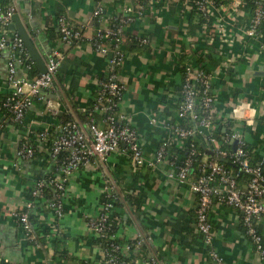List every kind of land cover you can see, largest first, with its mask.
<instances>
[{"label":"crops","instance_id":"crops-1","mask_svg":"<svg viewBox=\"0 0 264 264\" xmlns=\"http://www.w3.org/2000/svg\"><path fill=\"white\" fill-rule=\"evenodd\" d=\"M99 1L103 7L101 17L93 15L98 0H12L19 22L44 65L55 48L62 49L64 57L51 86L34 99L21 125L2 106L8 89L5 77L11 51L5 49L0 58V263L102 264V249L87 220L98 214L105 179L110 176L116 240L126 244L140 236L146 238L127 254L133 264H147L150 260L155 264H217L208 257L195 228L196 195L167 178L170 161L180 160L177 148H170L172 160L168 158L155 168L142 167L137 171L123 145L110 153L103 164L93 159L70 175L60 217L53 216L47 205L51 188L37 197L30 194L33 183L53 169L50 141L59 134L63 122L77 119L86 126L92 119L98 126H105L102 113L86 111L106 73V58L94 51L91 38L96 28L105 26L133 0ZM237 1L222 2L223 7L218 8L224 31L213 32V38L209 25H191V9H181L173 0L149 2L144 14L124 27L121 47L125 56L117 78L125 88L118 110L129 117L141 135L145 157L153 155L165 125L172 124L176 116L184 71L180 60L196 68L200 63L208 70L216 95L214 118L217 122L234 123L235 128L244 131L246 143L253 151L264 155V20L260 35L248 38L245 28L252 12ZM7 5L0 0V9ZM60 15L81 29V40L68 46L61 44L57 27ZM5 32L8 36L18 34L8 26ZM143 37L147 42L141 44L138 38ZM24 55L39 73L26 47ZM17 73L27 75L20 66ZM46 99L52 101L54 111L46 108ZM42 130L48 131L47 140L38 139L37 133ZM26 139L35 147L31 159L16 155ZM226 142L228 146L222 144L232 149V142ZM202 147L207 152L204 144ZM208 155L207 152L202 159ZM30 200L34 204L29 211L33 233L27 239L14 213L24 210ZM240 219L237 209L214 201L210 211L212 248L223 264H264V257L258 255L244 234ZM258 229L264 247V217Z\"/></svg>","mask_w":264,"mask_h":264},{"label":"built area","instance_id":"built-area-1","mask_svg":"<svg viewBox=\"0 0 264 264\" xmlns=\"http://www.w3.org/2000/svg\"><path fill=\"white\" fill-rule=\"evenodd\" d=\"M154 0H150L151 2ZM181 9H192V6L200 15L211 21L210 32L224 31V22L217 13L218 8L223 7L222 2L215 0H173ZM237 2L241 3L240 0ZM236 2V5L239 4ZM243 5V4H242ZM144 9H133L124 6L118 16L108 19L105 26L98 27L91 38V45L99 55L106 58L105 77L98 82V90L94 102L86 109L88 112L97 111L103 114L104 127L98 126L92 119L85 126L77 119L67 120L60 126V132L51 138L49 153L54 161L50 173L38 178L30 189L32 197L44 193L47 188L52 189L48 208L53 216L60 217L63 213V197L66 184L70 175L83 165L96 160L103 164L107 156L124 146L127 155L135 171L142 167L155 168L170 158V148H179L182 141L190 135H200L203 138L208 154L206 160L202 159L198 166V172L193 173V163L198 155L195 144L190 143L188 155L183 160L170 161L171 169L167 178L179 185L186 186L196 195L195 228L207 249L210 259L217 264H223L221 258L212 248L213 229L210 220V211L215 200L224 203L241 214L240 224L244 234L250 239L255 251L260 257H264L262 236L258 232V223L264 217V174L260 164L251 165L244 146L246 140L244 131L234 128L222 142L235 141V149H230L222 144L217 136V121L213 115L215 94L211 91L210 74L197 69L191 63L184 65L183 79L180 87L181 99L176 108L178 118H188L193 126H184L178 123L167 124L164 127V135L153 155L145 157L142 149L141 135L133 127L124 113L118 110V104L122 98L125 85L117 78L118 68L124 61L122 42L124 39V27L144 14ZM17 9L12 0H9L5 9H0V58L5 49H9L7 59L5 83L7 92L3 100V108L10 118L22 124L24 116L34 99H39L42 89L50 87L54 76L63 60L62 49H53L45 62V72L29 79L27 75H18V66L21 67L23 58L20 54L25 45L19 34L8 36L6 27L11 23ZM95 17L103 16V7L98 3L93 11ZM264 20V0H254V8L250 20L245 28V35L250 39H256L260 35V29ZM204 26H206L204 24ZM59 40L62 45L68 46L82 39L81 29L71 25L63 15L57 18ZM212 38H208L211 40ZM141 44L146 43V38H138ZM32 62V61H31ZM199 99V102L197 101ZM46 108L54 111L52 101L45 100ZM38 139L47 140V130L37 133ZM222 144V145H221ZM211 152V153H210ZM16 155L21 158L31 159L35 155V147L26 139L18 148ZM212 156V157H211ZM231 158L230 162L239 170L249 175L248 181L240 187L232 169L226 168L220 161ZM176 159V158H174ZM111 177L105 179L103 200L95 217L87 220L89 229L94 235L104 240L105 245H100L103 252L102 264H126L123 256L133 247H140L146 240L137 237L133 242L122 244L116 240L113 225L112 209L114 207L112 193L110 191ZM245 187V188H244ZM34 206L33 201H26L24 210L14 213L25 238H31L33 225L29 220V211ZM1 264V263H0ZM147 264H155L150 260Z\"/></svg>","mask_w":264,"mask_h":264},{"label":"trees","instance_id":"trees-1","mask_svg":"<svg viewBox=\"0 0 264 264\" xmlns=\"http://www.w3.org/2000/svg\"><path fill=\"white\" fill-rule=\"evenodd\" d=\"M150 0H133L132 3H130V6L135 9L138 10L140 8L145 9V7L147 6V4L149 3ZM154 1H162V0H154ZM167 2L171 1V0H166ZM217 2H229L232 0H215ZM243 4V6H245L246 8H248L251 12L252 9L254 8V0H240ZM4 2L9 3V0H4ZM188 21L189 23H191V25H193L194 27L199 25V24H206V25H210L211 21L204 19L200 13L196 10V8L194 6H192V9L189 11L188 13ZM114 16H118V13L114 14ZM7 28V27H6ZM261 31V30H260ZM25 48L24 51L21 52L20 56L21 58H23L22 61V65L21 68L23 69L24 72H26L27 77L29 79H33L38 75V70L35 67L34 63L26 60L25 59ZM199 62H201V59L199 58ZM179 65H181V70L184 68V63L182 62V60H180ZM197 68L201 69L202 71H204L206 73V71L208 72V70L205 71V69H203V66H201L200 63L197 64ZM209 74V73H208ZM211 82V81H210ZM211 91L213 92V84L211 82ZM180 99H181V95H180ZM4 100V99H3ZM199 102V99L197 100ZM4 109V108H3ZM176 115V112H175ZM170 123H178L180 125H184V126H193V122L190 121L188 118H178L177 115L174 117V119L172 120V122ZM234 123L232 122H227V123H221V122H217V136L216 138L218 140H222L223 141V137L228 134L229 132H231L232 129H234ZM225 128V132L222 131V129ZM193 142L195 144L196 147V151L198 152V155L195 156V161L193 163V169L195 173L198 172V166L201 162V155L203 153H205V148L202 147L203 144V138L200 135H190L189 137H187L186 139H184L182 141V145L181 147L176 149V153H178L180 160H183L187 155H188V150H189V146L190 143ZM226 145L228 146V143L225 142ZM244 150L246 151L247 154V158L250 162L251 165H257L260 164L261 168H262V172L264 174V155L261 153H258L256 151H253V148L250 146V144H247L244 146ZM212 157V156H211ZM231 158L227 157L224 160H221L220 162L226 167V168H230L233 170V174H237L238 176L236 177V180L239 184L240 187H242L249 178V175L242 172L241 170H239L236 166L232 165L230 162ZM32 216L31 213H29V220L30 223L32 224L33 220H32ZM114 227V225H113ZM258 229V228H257ZM258 232L260 233L259 229ZM97 243H101L100 245H105V241L102 239H95ZM262 243H263V239H262ZM124 261L126 264H133L131 258L129 256H123ZM1 264H5V263H1Z\"/></svg>","mask_w":264,"mask_h":264},{"label":"water","instance_id":"water-1","mask_svg":"<svg viewBox=\"0 0 264 264\" xmlns=\"http://www.w3.org/2000/svg\"><path fill=\"white\" fill-rule=\"evenodd\" d=\"M10 29H16L18 31L19 36L24 42L25 47L29 50L30 55L32 56L33 60L36 62L40 73L45 72V65L44 62L37 56L35 50H34V45L32 43V40L30 39V36L28 33L25 31L23 25L19 22V17L17 14H15L12 18V22L8 25ZM235 141L232 142V149H235ZM211 153V152H210ZM224 160V159H222ZM245 188V187H244Z\"/></svg>","mask_w":264,"mask_h":264}]
</instances>
